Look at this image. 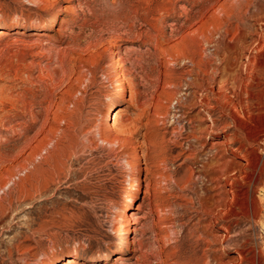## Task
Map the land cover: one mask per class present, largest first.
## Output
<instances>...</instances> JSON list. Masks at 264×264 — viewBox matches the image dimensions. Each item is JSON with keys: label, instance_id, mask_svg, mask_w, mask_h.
<instances>
[{"label": "rangeland", "instance_id": "374dc122", "mask_svg": "<svg viewBox=\"0 0 264 264\" xmlns=\"http://www.w3.org/2000/svg\"><path fill=\"white\" fill-rule=\"evenodd\" d=\"M230 1L0 0V264L66 263L75 252L89 257L73 264H103L108 255L110 264H215L212 249L219 245L208 242L207 232L230 224L229 246L219 252L234 258L239 242L244 264L264 258V187L238 182L231 208L245 214L208 225L203 207L215 203L216 190L203 174L213 152L202 146L201 133L191 132L211 118L185 102L198 87L184 57L203 59L212 70L221 61L215 49L240 30L249 44L256 38L259 21L251 15L264 14V0H242L243 10ZM58 12L52 29L30 28L50 24ZM117 60L133 77L134 98L131 84L123 89L112 73ZM225 66L217 90L236 73ZM224 125L219 121L208 140L222 138ZM39 128L51 140L36 158L35 179L44 189L28 194L20 163ZM27 129L33 143L24 146ZM158 153L166 159L157 168ZM260 158L254 152L252 165Z\"/></svg>", "mask_w": 264, "mask_h": 264}, {"label": "bare ground", "instance_id": "6f19581e", "mask_svg": "<svg viewBox=\"0 0 264 264\" xmlns=\"http://www.w3.org/2000/svg\"><path fill=\"white\" fill-rule=\"evenodd\" d=\"M230 2H233V0ZM233 3H234V6L243 10V1L242 0H234ZM219 8H220V5L217 9H219ZM226 9H224L225 13L228 11ZM246 11H248L247 8H246ZM59 14H60V12H58L56 15L53 16L50 24L41 25V24L35 23V24H32L30 26V28L31 29H52L54 26V23L57 21V17H59ZM251 16L256 18V20L259 21V27L256 31L257 35H256V38L254 39V41L249 44L247 39H246L245 33L243 32V30H240L238 33V36L234 39V41L232 43L226 42L224 47H222L221 49L220 48L218 49V47L215 49L213 55H214V57H221V61H220V63L213 65L212 70L208 69L207 68L208 66H205V67L202 66L203 59L201 61H198L196 59L184 57L186 59L188 58V60L191 62L192 68L190 69V73L194 72V74L197 75V77H195V83L197 84V87H198V91H197L198 94L191 93L187 97V101H185V102L187 103V105L189 107H199L197 114L203 113V114L210 116V118H211V123H209V125L207 124L208 126H206L204 128H200L199 126L194 125L191 133H194L196 131L201 133L202 135H200V138L202 137L205 139L202 142V146L205 148L209 147L210 151L213 152V156H209L208 160L206 161V163L204 165V174H203V175L207 176V178L209 177V180L211 182H213L214 189L216 190L215 198L212 197L215 199V203L203 207V208H205V211H207V213H209V216H210L208 225L210 227H213V228L215 226V223L219 220L228 221V220L232 219L233 217L238 218L240 215L245 214V213L243 214V212H242V214L236 213L233 210V208H231L232 203L237 198V183L238 182L242 181L241 182L242 186L246 187L248 185L249 189L252 188L253 190H257V189L260 190V189H262V187H264V159L260 158L259 163L252 165L254 152H259L262 155L264 154V89L260 88L261 87L260 79L264 78V14L261 12H256V13H253ZM18 27H25V25L20 24ZM239 29H241V28H239ZM3 34H5V30L0 28V36H2ZM208 35H207L208 42L212 43V39H211L212 36H208ZM223 63L226 65L225 67L227 68V72L236 71V73L234 75L232 74L233 72L230 73L231 75L227 76L226 79L221 82V85H219V89L217 90V85L219 84V82L221 80V79L219 80V75H217V72L219 70L221 71V64H223ZM112 73L119 75V77L121 79L119 85H121V87L123 89H124L125 84H127V83H129V85L131 84L130 89H131L132 95H133L132 98H134L136 89H134V87L132 86L133 77H129L128 76L129 74L127 75L126 73H122V64L119 60H117L116 65H115ZM173 81L174 80H172L169 83L172 84ZM249 88H255V91H251ZM113 105H114V103H112V105H110L111 108L113 107ZM17 107H18V105H17ZM177 109H179V108H177ZM24 111H26V110H24ZM217 113H219L218 116H213L214 114L216 115ZM118 115H119V111H117V113H115V117H117ZM248 118L253 119L256 122V124L254 122H250V121L245 120ZM229 119H231V121ZM5 121H8V120L4 118L3 122H5ZM219 121L225 122V125L223 127V130L225 131L224 136L222 138H218L215 140H208L209 132L214 131L217 128ZM151 124H152L151 121L147 122L148 128L151 127L150 126ZM4 128L8 129L9 127H7L5 125ZM232 128H234L233 131H232ZM30 129H27L24 133L26 136L24 146L29 144V143H33V142H29V141H31V136L29 135ZM35 129H37V128H35ZM101 129H99V133L102 135ZM180 132H182V131H180ZM75 134H76V132H75ZM179 134H181V133H179ZM188 134H190V132H188ZM105 135H107V134H105ZM101 137L103 140L113 142V143H115L117 140L120 139L117 137L115 139L116 141L115 140L111 141L110 137H107L104 135ZM34 140H35V142H34V144H31L32 146L29 149V153L24 157L23 162L20 163V167L24 171H26L27 178L30 180L29 185L26 187V191L28 194H32L33 192H39L40 193L44 189V187L41 183L42 180L38 179V181H36V179H35L37 173H39L41 170V168L36 164V158L42 157V151L47 150V144H49L51 142V140H48V142H46L45 132H43L40 128L37 130V134H36ZM77 140H78V138H77ZM73 141H74V139H73ZM86 141H88V140H86ZM69 142H70V140H69ZM71 142H72V140H71ZM85 143H87V142H85ZM236 143H239L240 146L234 150V146ZM59 145H60V143H59ZM86 146L88 147V145H86ZM89 147H90V144H89ZM91 147H93V146H91ZM242 147H245L246 150H245V153L243 155H240V154H238V149H241ZM245 148H243V149H245ZM68 151L69 150H67V152ZM231 151H232L233 155L229 156V152H231ZM22 153H23V151H22ZM78 154H81V153H78ZM161 155L159 153L156 154L155 157L157 158L158 162L153 161L154 166L157 168L159 165H161L163 162H165V159H166V158L164 159L163 156H161ZM48 156H49V153H48ZM250 168H252V171H250ZM145 169L149 172L152 170L149 167V165L146 166ZM69 175H70V173H69ZM43 179H44V177H43ZM11 180H12L11 178L7 179L5 182L6 183L5 185H7ZM145 180L148 181L147 179H145ZM211 186H213V185H211ZM252 189H251V191H252ZM141 190H142V185L139 183V185L136 189V192L139 193ZM146 193H148V192H146ZM136 197L137 196L135 195L134 197L131 198V201L133 203H135ZM259 214H260V211L258 210V211H255L252 214V216L254 219H256ZM203 215H204V213H203ZM230 228H231V224L226 225L223 228L220 227L218 229V232H216L217 230L214 231L212 229H211L212 231L207 232V235L209 236L208 242L210 244L212 242L218 243V245H219V248H217L218 246H216V247L214 246V248L212 249L213 255L211 256V260H214L215 264H244L247 261L246 260L247 256L245 257V248L243 246H241V243H239V242H236L237 255L234 258L227 259L224 252H222V253L219 252V251H224V249H226V247L229 246V242H230L229 239L232 237L231 232H230ZM203 235H204V233H203ZM125 254H126V251H123V252L117 254L114 257V259L115 260L123 259ZM83 257H89V256L75 252L70 258H68L66 263L60 262L59 264H73V262L76 261L78 258H83ZM111 259H112L111 255H108L105 258V260L103 261V264H110ZM263 259H264L263 256H262V258L259 257L256 261H253L251 264H261V261H263ZM206 264H212V263H210L208 261V262H206Z\"/></svg>", "mask_w": 264, "mask_h": 264}]
</instances>
